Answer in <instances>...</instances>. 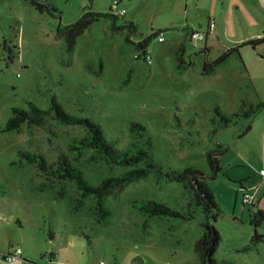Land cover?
Segmentation results:
<instances>
[{"label":"rangeland","instance_id":"rangeland-1","mask_svg":"<svg viewBox=\"0 0 264 264\" xmlns=\"http://www.w3.org/2000/svg\"><path fill=\"white\" fill-rule=\"evenodd\" d=\"M115 1L120 10H126L124 16L112 11ZM43 3L56 11L40 12L30 0L0 1V252L22 247L32 256L40 249L44 257L35 258L42 264H198L195 247L203 235L199 218H148L140 210L142 204L156 200L184 211L182 183L159 180L154 172L130 183L108 196L106 207L111 216L107 224L99 225L90 202L78 207L81 196L74 184L43 173L36 163L18 162L19 153L43 154L55 168L58 158L65 155L96 184L129 168L107 166L92 158V151L79 156L69 145L84 137L85 129L64 125L53 114L42 126L4 129L14 108L29 110L32 104L47 111L55 97L67 114L99 125L105 139L121 152L132 141L131 124L138 123L151 138L152 157L163 172L196 167L210 173L207 155L224 141L211 137L214 108L219 105L224 113L232 114L239 112L243 103L249 108L264 100V44L256 50L250 45L241 47L211 74H204V64L213 63L247 39L263 35L264 0ZM85 11L114 17L102 16L95 21L77 37L70 53L59 28L75 23ZM209 18L216 20V30L208 40L190 41L191 30L208 32ZM159 30L165 42L152 38L147 55L143 54L139 42ZM181 44H186L185 58L192 62L185 72L176 69ZM253 122V118L244 121L239 130L244 132L245 125ZM231 133L229 130L225 136L234 138ZM255 137L252 131L238 140L253 155L248 144L253 145ZM229 151L223 166L238 158L236 149ZM221 174L210 182L222 208L215 224L222 237L217 263L264 264V243L241 250L250 244L254 234L250 222L258 208L251 203L244 205L242 190ZM262 222L260 231L264 234ZM52 253L56 261H50Z\"/></svg>","mask_w":264,"mask_h":264},{"label":"trees","instance_id":"trees-1","mask_svg":"<svg viewBox=\"0 0 264 264\" xmlns=\"http://www.w3.org/2000/svg\"><path fill=\"white\" fill-rule=\"evenodd\" d=\"M88 1L90 3L93 2V0ZM30 2L40 12L53 13L56 11L54 6L43 3L41 0H30ZM102 16L109 17L112 15L85 11L82 17L75 23L65 28H59V33L63 36L67 50L70 53L73 52L77 37L83 34ZM129 26L133 30L134 25L130 23ZM113 27L117 29L115 24ZM193 30L189 32V39L190 33ZM160 32L162 31L154 32L151 36L139 42L138 46L142 49L143 54L146 53V48L150 40L157 37ZM262 44H264V33L260 37L247 39L237 44L235 47L223 53L213 63L206 61L204 64V74L208 75L215 72L235 52L238 53L241 47L250 45L253 50H256ZM4 46L7 47V42H4ZM186 52V44H181L176 53V69L179 72H185L192 65V62L187 61L185 58ZM11 58L13 59L14 56L12 55ZM246 106L247 104L243 103L242 109L239 112L226 114L217 105L214 108L215 115L211 119L213 125L211 137H217L222 130L231 127H240L244 121H251L259 111L264 110V100H259L256 104L249 105V108H246ZM12 113V117L9 119L4 131H19L24 124H27L29 127L42 126L45 124L47 116L53 114L55 119L64 125H75L85 129V136L69 145V148L77 151L79 156H82L86 151H92L94 156L92 158L97 159L107 166H125L129 168L119 176L104 178L96 184L87 179L83 170L71 162L65 155H61L58 158L55 168L54 164L48 163L43 154H35L27 151L19 153L20 159L18 162L27 160L31 163H36L43 173L51 175L59 181H69L74 184L81 196L77 200L79 202L78 207H83L86 201L90 202L91 208L94 211L93 219L99 225L107 224L111 216L110 210L106 207V199L108 196L115 191L123 190L130 183L147 178L152 172L157 175L159 180L167 179L171 182L182 183L185 191L183 194V203H185L184 211H177L165 202L156 200H149L142 204L140 210L148 218L161 216H170L183 220L199 218L203 227V235L195 247L200 260L198 264H218L215 256L222 237L215 224L222 215V208L217 201L216 193L210 185V182L216 181L221 173L228 176L227 171L221 166V157L229 151L227 144L219 143L214 151L208 153L207 158L211 169L210 173H205L196 167L163 172L152 157L153 144L151 138L146 135L145 128L138 123L131 124L132 141L129 148L121 152L105 139L99 125H95L89 118H78L67 114L55 97L52 99L51 108L47 111L31 104L29 110L14 108ZM250 129L251 125L248 123L245 125V130L240 137L245 136ZM48 141L54 143L53 139H48ZM18 162L14 163L17 164ZM263 220V211H259L251 220L254 234L251 237L250 244L243 247L241 249L242 251H249L264 243V234L259 232ZM17 222L20 225L22 224L20 218H17ZM50 235L53 237L51 232ZM87 237L90 238L89 236Z\"/></svg>","mask_w":264,"mask_h":264},{"label":"crops","instance_id":"crops-1","mask_svg":"<svg viewBox=\"0 0 264 264\" xmlns=\"http://www.w3.org/2000/svg\"><path fill=\"white\" fill-rule=\"evenodd\" d=\"M210 19L211 18L208 19L207 25ZM207 40H205V42ZM247 73L250 76L252 74L251 69L248 68ZM253 121L254 122L251 125V129L247 133V136L252 131H255L256 137H255V140L253 141V145L248 144L249 149L251 148L255 152L254 153L255 155H253L252 153H247L244 150V148H242L241 143H239L238 140L243 139L242 137H240V135L242 134V131L239 130V127L228 128V131L231 130L233 132L231 133V135L234 138L228 139L227 136H225L228 133V131L226 130L225 131L222 130L220 134L218 135V138H223L224 140L220 143L222 144L226 143L229 146V150H232L233 148L237 150V157H238L235 159V162H233L232 164H226L227 166H223L222 163L227 158L230 151H228L225 155L221 157V166L225 171H227L228 176H226L225 174H221V175L226 177L230 182L238 185L239 190H242V196H243V189H245V191H247L248 193L254 195L253 203L251 205L253 207L256 206L258 208V211L264 212V206L262 204L264 200V110L259 111L257 115L253 117ZM247 161L253 162L254 164L257 165V167L255 166L252 167L251 164H249ZM227 163H230V162L227 161ZM237 169H242V171H237ZM231 179H234V180H231ZM238 188L236 190V197H235V202H234L235 210L237 209V203H238V195H239ZM256 213H253V215L255 216ZM262 224L263 222H261V227L259 228L260 233H261L260 230L262 228ZM39 250L40 249L38 250L35 249L34 254L31 253L33 257L29 256L30 253H26L24 251L25 257H24V260H22L23 262L21 264H42L43 262L41 260L40 262H37L35 258V257H39V258L44 257L43 250H40V251ZM7 253L0 252V264H5L4 256ZM52 259H55V256L53 253H52V257H50V261H52ZM52 264H55V263H52ZM57 264H66V263L61 262Z\"/></svg>","mask_w":264,"mask_h":264},{"label":"built area","instance_id":"built-area-1","mask_svg":"<svg viewBox=\"0 0 264 264\" xmlns=\"http://www.w3.org/2000/svg\"><path fill=\"white\" fill-rule=\"evenodd\" d=\"M43 1V0H41ZM119 2L115 1L113 3V6L111 7L112 11L115 12V10L117 11V16L122 17L126 14V10L125 9H119ZM207 29L208 32H201L198 30H193L190 33V40L191 41H202V40H207L209 34H212L215 30H216V20L215 19H210L209 23L207 25ZM160 42H165V37L163 36V33L160 32L159 35L157 36ZM147 53V52H146ZM145 53V54H146ZM147 59H149V56L146 57ZM243 204H249V203H253V199H254V195L248 193L247 191H245V189H243ZM24 250L22 247H16L14 249V251H10L7 254H5L4 256V263L5 264H21V261L24 260Z\"/></svg>","mask_w":264,"mask_h":264}]
</instances>
